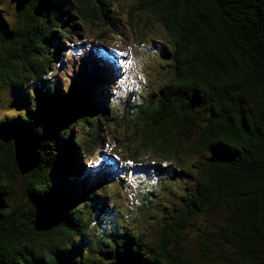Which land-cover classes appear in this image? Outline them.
<instances>
[{"label": "trees", "instance_id": "16d2710c", "mask_svg": "<svg viewBox=\"0 0 264 264\" xmlns=\"http://www.w3.org/2000/svg\"><path fill=\"white\" fill-rule=\"evenodd\" d=\"M116 2L30 0L13 19L0 0V97L20 110L0 111V264H264V0H137L128 25L159 24L173 75L133 100L120 62L85 55L98 77L61 85L63 41L118 33ZM27 129L43 151L24 175Z\"/></svg>", "mask_w": 264, "mask_h": 264}, {"label": "rangeland", "instance_id": "374dc122", "mask_svg": "<svg viewBox=\"0 0 264 264\" xmlns=\"http://www.w3.org/2000/svg\"><path fill=\"white\" fill-rule=\"evenodd\" d=\"M1 1L3 6L6 7L10 13L11 18H16V9L18 3L11 0ZM116 1L117 2L114 5L117 8L116 10L121 9L120 17L122 25L120 24L119 29L122 32L120 33L119 30L118 33H109L105 38L98 39L95 38L98 30L94 26L92 28H96V31H92L88 34L82 30H79L80 35L78 39L80 38L82 43H85L87 46L85 48L76 49L75 47H72L70 42L65 41L64 43L63 41L64 48L62 49L61 54L64 55V57L66 56L68 59H65L62 66L55 67L54 74L55 77L59 78V83L65 87H69L72 83H75L77 79V82L82 84V81H86L84 79H93L92 75H96V71L89 72L85 68L83 69L82 60L85 55L87 57H93L92 59L100 61L103 60L105 63V66H102L104 70H117L118 62L114 61L117 59L120 62L121 69H118L120 76L115 79L116 84L114 86L116 89H118V92L127 97L133 95L134 100L140 93H151L157 90L163 83V79L170 78L173 75L172 67L169 66L170 56L167 54L170 49L166 43L162 28L155 21H152L151 19L146 20L144 18L143 22L140 23L141 29H137V32L132 26L128 25L129 6L134 4L137 0ZM97 23L99 22L97 21ZM89 42L92 45V49ZM122 43H125V45ZM163 46L166 48V50L163 49ZM49 82L51 83V80H49ZM8 91V89L4 88L1 90L2 95L0 97V111L1 113L6 112L8 115H12L15 114L16 111L18 113L20 110L15 107L13 102L10 100V97H8ZM111 130H113V128H111ZM25 131L34 134L39 139V146L34 147L27 145L24 148L25 155L22 153L23 155L21 156L31 160L37 157L38 163L35 167L37 168L41 160V151H43L40 137L33 131L27 129L23 132ZM74 131H76L77 134L82 133L86 135L85 131L81 130L80 126H76ZM101 133L106 134V131L102 130ZM115 133L113 132L111 137H122L120 134L122 133L121 130ZM30 138L33 139L31 136ZM111 139L116 145H120V140H114V138ZM124 151H126V149H124ZM33 170L25 174H29ZM119 170L122 174V166H119ZM98 174L102 176L101 173ZM107 174H110V172L107 171ZM112 184V187L117 189L116 184H119V182L114 181ZM125 184L127 185V188L123 187L122 189H119L116 192V195L120 197L118 200L122 201V206L126 208L129 213L134 214L133 206L137 205V197L134 196V193L138 191V189L137 186H133L130 182L127 183L125 181ZM175 199H177V197H175ZM158 202L159 201L157 200L156 203ZM55 203L56 202H53V207H55ZM155 207H157V205ZM135 208L136 206L134 209ZM143 226L144 225L141 224L140 227ZM134 227L135 226H133V229Z\"/></svg>", "mask_w": 264, "mask_h": 264}, {"label": "water", "instance_id": "95a60500", "mask_svg": "<svg viewBox=\"0 0 264 264\" xmlns=\"http://www.w3.org/2000/svg\"><path fill=\"white\" fill-rule=\"evenodd\" d=\"M11 1H16L17 4V11H22L24 9V6L30 1V0H11ZM30 136L33 138L31 139ZM27 145H31L34 147L39 146V139L32 133L30 132H19L14 136V147H15V153H16V159H17V164L20 172L22 174H25L31 170H33L38 163L37 157L35 159L33 158L28 159L26 157H22L21 155H25L24 153V148ZM23 153V154H22Z\"/></svg>", "mask_w": 264, "mask_h": 264}, {"label": "snow or ice", "instance_id": "6c2138e0", "mask_svg": "<svg viewBox=\"0 0 264 264\" xmlns=\"http://www.w3.org/2000/svg\"><path fill=\"white\" fill-rule=\"evenodd\" d=\"M129 163H131V162L129 161Z\"/></svg>", "mask_w": 264, "mask_h": 264}, {"label": "bare ground", "instance_id": "6f19581e", "mask_svg": "<svg viewBox=\"0 0 264 264\" xmlns=\"http://www.w3.org/2000/svg\"><path fill=\"white\" fill-rule=\"evenodd\" d=\"M47 78V77H46ZM22 175V174H21Z\"/></svg>", "mask_w": 264, "mask_h": 264}]
</instances>
